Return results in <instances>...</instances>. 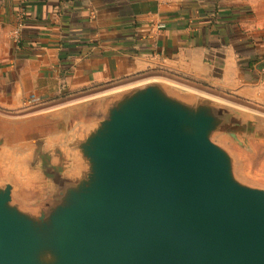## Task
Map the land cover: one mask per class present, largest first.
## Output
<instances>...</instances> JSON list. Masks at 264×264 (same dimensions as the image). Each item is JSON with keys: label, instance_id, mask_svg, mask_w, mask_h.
Listing matches in <instances>:
<instances>
[{"label": "water", "instance_id": "water-1", "mask_svg": "<svg viewBox=\"0 0 264 264\" xmlns=\"http://www.w3.org/2000/svg\"><path fill=\"white\" fill-rule=\"evenodd\" d=\"M264 116L164 78L0 112V264H264Z\"/></svg>", "mask_w": 264, "mask_h": 264}, {"label": "crops", "instance_id": "crops-1", "mask_svg": "<svg viewBox=\"0 0 264 264\" xmlns=\"http://www.w3.org/2000/svg\"><path fill=\"white\" fill-rule=\"evenodd\" d=\"M150 77L264 116V0H0V111Z\"/></svg>", "mask_w": 264, "mask_h": 264}, {"label": "built area", "instance_id": "built-area-1", "mask_svg": "<svg viewBox=\"0 0 264 264\" xmlns=\"http://www.w3.org/2000/svg\"><path fill=\"white\" fill-rule=\"evenodd\" d=\"M22 4H25V0H22ZM24 10H25V7L24 5H22L21 13L17 16V19H16V27L14 30V33L17 36L16 41H19L18 37L24 28V18H23ZM44 104H46V102L41 100V98L37 96L36 93H31L26 103V105H35V106H39L40 108H46L48 105H44Z\"/></svg>", "mask_w": 264, "mask_h": 264}, {"label": "rangeland", "instance_id": "rangeland-1", "mask_svg": "<svg viewBox=\"0 0 264 264\" xmlns=\"http://www.w3.org/2000/svg\"><path fill=\"white\" fill-rule=\"evenodd\" d=\"M41 109H43V108H40L39 106L24 104V106L18 110H11L13 112H3V111H0V112L4 113V114H8V115H23V114L35 112V111H38ZM261 163L262 162H260L258 165L256 164L254 170L258 173L264 174V165H262Z\"/></svg>", "mask_w": 264, "mask_h": 264}]
</instances>
